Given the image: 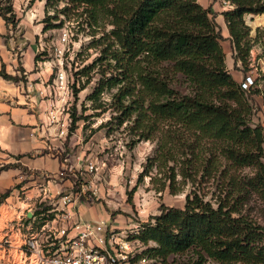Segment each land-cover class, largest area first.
Returning a JSON list of instances; mask_svg holds the SVG:
<instances>
[{
	"label": "trees",
	"instance_id": "16d2710c",
	"mask_svg": "<svg viewBox=\"0 0 264 264\" xmlns=\"http://www.w3.org/2000/svg\"><path fill=\"white\" fill-rule=\"evenodd\" d=\"M61 1L66 2L63 12L82 9L90 27H111L101 32V56L87 70L107 61L114 74L101 73L90 100L117 88L119 124L128 122L139 140L156 142L157 156L148 160L138 183L150 177L153 185H161L158 191L168 188L174 195L182 191L178 177L188 181L202 175L217 184L216 197L206 199L194 190L184 209L162 205L160 215L141 224L133 239L156 245L144 254L165 263L195 250L199 261L264 264V226L247 212L253 196L264 202V127L251 124L249 100L252 89L264 95V73L250 90L242 89L227 69L216 13L198 0ZM224 1L232 7L223 16L235 59L247 75L252 29L245 16L264 15V0ZM0 17L8 30L17 26L13 0H0ZM51 19L44 20V31ZM0 75L19 80L5 68ZM71 119L69 136L79 120L74 114ZM12 167L2 165L0 172ZM246 168L255 169L252 177L239 174Z\"/></svg>",
	"mask_w": 264,
	"mask_h": 264
},
{
	"label": "rangeland",
	"instance_id": "374dc122",
	"mask_svg": "<svg viewBox=\"0 0 264 264\" xmlns=\"http://www.w3.org/2000/svg\"><path fill=\"white\" fill-rule=\"evenodd\" d=\"M13 4L18 23L15 27L12 25L9 27L10 29L4 36V40L12 43L16 52H18L17 45L24 40L25 26H42V37H39V39H41L44 49L39 54V58L45 57L48 60L55 61V77L59 70L63 69L69 81L70 90L73 93V97L65 105V110L70 114L69 132L72 124L71 115L74 114L79 119L73 133L77 143L73 151H86L81 162L84 169L90 164L94 166L93 171L84 170L82 174L71 171L66 172L64 177H60V179L71 181L73 184L68 189L62 188L60 197L66 195L73 199L78 197L80 201L102 205L111 215L112 220L118 221L117 225L122 227V230L115 231L123 234L130 241L136 240L133 239V236L140 230L141 224L147 223L152 217L160 215L162 205L184 209L187 195L194 190H199L206 199L216 197L217 184L214 185V180L204 178L202 175L190 178L188 181L178 177L177 181L180 183L178 187L182 191L176 195L171 194L168 188L162 192L158 191L157 189L161 185H153L150 177H145L142 182L138 183L148 160L157 156L156 142L153 140H139L130 130L128 122L123 125L119 124L120 120L118 118L121 117V112L116 109V101L113 99V95L117 93V88L106 89L97 101L90 100V96L102 78L101 73L105 72L106 77L114 74L113 68L110 67L107 61H103L99 66L87 70L101 56L104 47V44L99 41L102 36L101 32L103 29H106V32L109 31L110 26L105 28L90 27L87 14L82 15V9L79 10V13L78 10L63 12L66 2L61 0H51L49 5L48 0H34V2L32 0H13ZM46 17L55 19L49 21L50 28L44 31ZM22 20L26 21L23 25L21 24ZM262 21L264 22V19L260 20L261 25L264 26ZM56 25L59 28H53ZM251 29V41L249 42L251 50L247 59L248 68L255 71L259 78L264 73V28L256 29L252 27ZM65 33L68 34V42L62 45L61 40ZM223 41L221 43H224ZM224 45L226 46V43ZM58 48L64 51L61 59L57 57ZM58 60L62 63V66L58 64L60 63ZM241 67L243 69V66ZM178 88L185 91L184 86H181V84ZM77 90L78 93H76ZM255 91L256 88L252 89L249 96L252 106L251 124L264 127V95L257 94ZM10 165L21 167L20 164L11 163ZM169 165L172 166L173 163ZM21 170V175L24 178L32 174L24 168H21ZM157 172L156 168L152 169L155 176ZM254 173L255 169L253 168H246L239 172L242 177H252ZM158 176L161 179L163 178L162 182H165L164 175L160 174ZM19 188L20 186L15 187V189ZM135 188L136 191L132 193L130 198L129 193ZM20 196H23L21 191ZM55 205H58L56 201L48 200L35 209L37 216L40 213L47 212V210L51 211L45 214L43 220L38 221L36 227H34L35 231L40 232L45 224L51 227L55 216L63 213V211L56 210L59 208ZM99 209L102 214L103 208L99 207ZM247 212L264 226V202L259 200L257 196L251 198ZM2 214L0 231L4 228L6 219L11 215L5 212H2ZM110 224L113 223L109 221L108 225ZM38 228L39 230H37ZM27 234L25 236L30 238L31 235ZM46 238L48 240L46 245L52 253L60 248L59 244L55 243L59 240L55 239L52 233L47 232ZM155 246L153 243L144 245L138 240V243L133 246L136 259L147 258L150 264H216L207 258L199 261L195 250H190L185 254L173 255L164 263L144 254L149 248ZM15 261L16 264H23L21 256L16 255ZM0 264L14 263L7 255L4 256L0 253Z\"/></svg>",
	"mask_w": 264,
	"mask_h": 264
},
{
	"label": "crops",
	"instance_id": "0c3cea01",
	"mask_svg": "<svg viewBox=\"0 0 264 264\" xmlns=\"http://www.w3.org/2000/svg\"><path fill=\"white\" fill-rule=\"evenodd\" d=\"M198 2L216 13V21L221 28L223 42L226 43V46L224 43L222 46L227 69L241 83L246 73L243 72L241 62L235 60L230 33L223 16L232 7L224 0ZM263 19L264 15L245 16L247 25L256 29L264 28L260 22ZM24 23L26 21L22 20L21 24ZM25 28L24 40L18 43L16 52L12 43H5L4 36L8 27L0 17V73L5 68L7 74L19 78L14 82L0 75V166L6 163L21 165L0 172V198L8 193L0 201V219L2 212L11 214L0 231V241L8 234L5 232L8 222L16 219L18 221L10 233L14 245L19 248L27 233H40L48 225L45 224L40 232L35 231L38 221L51 212L47 210L38 216L35 214V209L48 201L45 193L59 188L68 189L73 185L71 181L58 178V174L62 171L80 174L86 171L81 162L76 160L78 156L84 158L86 151H73L77 143L74 134L69 136L70 114L65 110L64 102L54 86L56 63L45 57L39 58L44 49L39 39L42 37V26L31 25ZM52 104L58 108L55 122L50 118ZM21 168L30 171L31 176L24 178ZM16 186L20 188L15 189ZM55 206L59 208L56 210H60L59 205ZM99 207L103 208L102 214ZM66 210L73 213L77 221L106 222L107 225L110 221L113 224L108 225L109 228L122 230L117 225L118 221L112 220L102 205L79 200ZM30 213L33 214L32 218L28 217ZM23 215L31 221H20ZM19 252V249L13 251L14 260L16 255L23 256Z\"/></svg>",
	"mask_w": 264,
	"mask_h": 264
},
{
	"label": "built area",
	"instance_id": "2783aa9c",
	"mask_svg": "<svg viewBox=\"0 0 264 264\" xmlns=\"http://www.w3.org/2000/svg\"><path fill=\"white\" fill-rule=\"evenodd\" d=\"M67 42L68 34L65 33L61 44L65 45ZM63 54L64 51L58 48V59H61ZM58 64L62 66L61 62ZM257 78L255 71L250 70L241 82L242 89L250 90L256 85ZM54 86L64 105H67L72 96L69 81L63 69L57 73ZM57 109L55 104H52L50 118L54 122ZM83 159L81 156L76 157L77 162H82ZM85 169L93 171L94 166L90 164ZM65 174L66 172L62 171L58 177H64ZM45 195L48 200L56 201L63 213L56 215L51 227L47 225L42 232L29 234L30 238L25 236L20 248L14 245L10 233L18 220L8 222L5 227V232L8 234L0 241V252L12 259L14 264L16 261L13 259V251L17 249L23 255L21 257L23 264H150L147 258L136 259L133 246L138 243V240H127L123 234L109 228L106 222L75 220V215L66 208L79 201L78 197L74 199L67 195L60 197L62 188L47 191ZM25 218L28 219L26 215L21 216L20 221L26 220ZM47 232L52 233L55 239L59 240L55 243H58L60 248L53 253L46 245Z\"/></svg>",
	"mask_w": 264,
	"mask_h": 264
},
{
	"label": "water",
	"instance_id": "95a60500",
	"mask_svg": "<svg viewBox=\"0 0 264 264\" xmlns=\"http://www.w3.org/2000/svg\"><path fill=\"white\" fill-rule=\"evenodd\" d=\"M28 217H29V218H32V217H33V214H32V213H30V214L28 215Z\"/></svg>",
	"mask_w": 264,
	"mask_h": 264
}]
</instances>
